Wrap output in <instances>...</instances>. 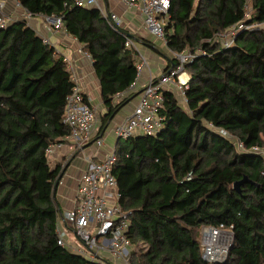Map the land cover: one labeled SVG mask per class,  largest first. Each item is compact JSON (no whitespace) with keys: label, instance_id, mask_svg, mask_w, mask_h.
Segmentation results:
<instances>
[{"label":"trees","instance_id":"1","mask_svg":"<svg viewBox=\"0 0 264 264\" xmlns=\"http://www.w3.org/2000/svg\"><path fill=\"white\" fill-rule=\"evenodd\" d=\"M19 2L36 16H60L93 60L107 107L96 133L102 137L141 93L117 101L138 78L137 51L126 47L128 37L136 38L116 30L100 9L73 0ZM171 4L166 43L196 56L184 64L186 106L164 90V127L115 145L113 174L121 209L129 213L131 264H264V154L254 150H264V27L238 29L264 23V0ZM231 28L239 33L223 48L216 38ZM178 64L170 59L164 72ZM75 86L66 57L26 20L0 28V264H92L58 244L55 186L78 151L56 166L48 154L71 133L64 118ZM245 176L250 181L239 191L234 184ZM222 225L233 242L226 260L209 262L201 230Z\"/></svg>","mask_w":264,"mask_h":264},{"label":"built area","instance_id":"2","mask_svg":"<svg viewBox=\"0 0 264 264\" xmlns=\"http://www.w3.org/2000/svg\"><path fill=\"white\" fill-rule=\"evenodd\" d=\"M12 1H14L16 7L22 8L21 14L17 15L16 12L8 14L6 12L8 0H0V28H5L10 22L16 20H26L29 23L32 18L37 17L27 8L22 7L19 0ZM120 1L128 9H139L150 33L166 42L165 26L168 22L172 5L171 0ZM73 2L75 6L100 9L102 16L116 30L123 29L124 22L122 17L117 12L109 11L102 6L101 0H73ZM42 16L51 29L57 31L64 29L60 16ZM245 23H241L238 29L254 28V25L246 26ZM238 29L231 28L229 31L219 34L216 40L220 41L223 48H228L236 40L239 33ZM43 38L44 41L50 43L48 39ZM126 47L136 50L135 40L128 37ZM171 52L173 58L178 59V66L169 68L159 78H151L149 80L140 93V98L130 117L115 127L117 139H128L130 136L136 135H154L164 127V120L160 114V110L163 107L164 90L177 92L180 97V103L186 106L185 92L188 87L189 77L187 72L184 71V64L193 61L196 56L186 51L179 54ZM83 53L89 57L86 52L83 51ZM146 64V58L141 55L137 64L139 74ZM69 70L73 74L76 86L73 88V92L68 97L66 104L64 122L70 125L71 133L65 136V143L71 144L73 149L77 151L89 145L92 141L98 146H103L104 141L101 137L95 139L98 129L97 110L90 105L89 99L85 100V93L79 87L77 75L70 65ZM183 75H187V77L183 78ZM221 132L224 136L231 137L224 130ZM236 143L239 148L244 150L242 142L236 141ZM63 144L56 146L60 147ZM56 146L49 148V155ZM254 150L262 153V150L258 148H254ZM86 159V168L81 175L82 177L76 190L75 205L73 208L61 212L57 221L58 244L66 246L81 257L83 256L92 264H113L109 257L120 261L121 264H131L130 256L133 245L129 239V213L121 209L118 180L116 175L113 174L117 161V148L114 146L101 159L96 160L90 156L86 157ZM191 178L192 174L190 173L187 176V180ZM226 230L223 225L218 228H202V256L207 261L218 263L226 260L228 251L220 246L222 243L221 235ZM227 232L232 235L230 230Z\"/></svg>","mask_w":264,"mask_h":264},{"label":"crops","instance_id":"3","mask_svg":"<svg viewBox=\"0 0 264 264\" xmlns=\"http://www.w3.org/2000/svg\"><path fill=\"white\" fill-rule=\"evenodd\" d=\"M101 5L109 11L113 10L117 12L122 17L124 22L123 29L127 32L129 31L136 38L135 45L138 60H140L141 55L147 60V64L141 70L137 80L131 86L130 91L117 96V101H119L129 95L130 92H142L151 78H159L162 76L168 62L173 58V54H171L172 52L164 40H160L150 33L139 9H128L120 0H101ZM6 8L8 14L11 12H16L17 15L21 14L22 8L16 7L12 0H8ZM43 18V16L34 17L28 24L36 30L40 37L48 39L59 52L63 53L70 67L77 75L79 87L87 95L92 107L97 109V111L99 110L102 114L106 113L107 107L101 99V82L97 73L94 71L93 60L83 53L82 44L79 40L69 35L64 29L60 31L51 29ZM175 93L180 103V97L177 92ZM139 98L140 94L131 99L128 104L123 106L114 115L110 126L101 137L104 141L103 146H98L92 141V144L78 150L77 155L68 165L63 174V179L56 189L57 200L62 212L73 208L75 205L76 190L87 164L86 157L90 156L96 160L101 159L114 148L118 142L117 136L115 135V127L130 117ZM100 125V121H98L97 131ZM96 137H99L98 134ZM75 151L77 150L73 149L71 144L64 143L62 146H56L52 149L49 159H51L53 166L59 163H67Z\"/></svg>","mask_w":264,"mask_h":264},{"label":"rangeland","instance_id":"4","mask_svg":"<svg viewBox=\"0 0 264 264\" xmlns=\"http://www.w3.org/2000/svg\"><path fill=\"white\" fill-rule=\"evenodd\" d=\"M249 2V4H248V10L250 11V13H251V8H252V2L251 1H248ZM44 19V18H43ZM44 21H45V19H44ZM257 26V28H263L264 27V23L263 24H254V27H256ZM187 72V71H186ZM188 73V72H187ZM183 78H186V75L185 76H182ZM189 77H190V75H189ZM97 110V109H96ZM97 112V117H98V121H100V117H101V115H102V113L98 110V111H96ZM111 129V128H110ZM120 141H121V143L122 144H127V141L125 140V139H120ZM262 153L264 154V150H262ZM228 229L226 230V231H224L223 233H222V235H221V244H220V246L222 247V248H225L226 249V251H228L229 250V248H230V246H231V244H232V242H233V240H232V235H229L228 234ZM109 260L113 263V264H121V262L120 261H118V260H114L112 257H109Z\"/></svg>","mask_w":264,"mask_h":264},{"label":"water","instance_id":"5","mask_svg":"<svg viewBox=\"0 0 264 264\" xmlns=\"http://www.w3.org/2000/svg\"><path fill=\"white\" fill-rule=\"evenodd\" d=\"M249 181H250L249 178L245 176L242 180H239V181L235 182V184H234L235 188L240 191V189H239L240 185H242L245 182H249ZM57 187H58V185L55 186V189H57Z\"/></svg>","mask_w":264,"mask_h":264}]
</instances>
